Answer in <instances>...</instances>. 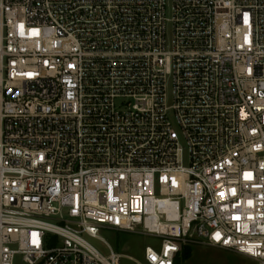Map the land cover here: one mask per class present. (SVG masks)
Returning <instances> with one entry per match:
<instances>
[{
    "label": "built area",
    "instance_id": "1",
    "mask_svg": "<svg viewBox=\"0 0 264 264\" xmlns=\"http://www.w3.org/2000/svg\"><path fill=\"white\" fill-rule=\"evenodd\" d=\"M104 227L264 264V0H0V264Z\"/></svg>",
    "mask_w": 264,
    "mask_h": 264
},
{
    "label": "rangeland",
    "instance_id": "2",
    "mask_svg": "<svg viewBox=\"0 0 264 264\" xmlns=\"http://www.w3.org/2000/svg\"><path fill=\"white\" fill-rule=\"evenodd\" d=\"M170 94L171 89H169ZM179 138L183 148L185 163H187V145L180 133ZM86 239L104 257H108L111 254V249L121 255L119 264L144 263L145 248H159L161 244L160 239L139 233V231H120L109 227H104L100 230L99 239L89 237H86ZM190 248H192L191 258L187 262L181 261V264H258L245 256L215 247L191 245ZM182 252L183 249L179 255L180 257ZM15 264H22V258L18 257Z\"/></svg>",
    "mask_w": 264,
    "mask_h": 264
},
{
    "label": "trees",
    "instance_id": "3",
    "mask_svg": "<svg viewBox=\"0 0 264 264\" xmlns=\"http://www.w3.org/2000/svg\"><path fill=\"white\" fill-rule=\"evenodd\" d=\"M191 256H192V248H190V246H184L182 255L181 257L179 256L176 259L175 264H181V261L187 262L191 258Z\"/></svg>",
    "mask_w": 264,
    "mask_h": 264
}]
</instances>
